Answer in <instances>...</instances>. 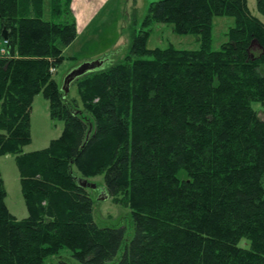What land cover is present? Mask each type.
<instances>
[{"label": "trees", "instance_id": "trees-1", "mask_svg": "<svg viewBox=\"0 0 264 264\" xmlns=\"http://www.w3.org/2000/svg\"><path fill=\"white\" fill-rule=\"evenodd\" d=\"M71 5L52 0L45 21L44 0H0V156L16 157L29 213H10L0 176V264H45L63 250L112 262L125 230L98 227L77 182L98 176L131 209L135 234L117 264H264V119L253 107L264 112V22L248 0L153 3L131 56L72 83L81 105L53 77L78 37ZM257 9L264 18V0ZM215 17L235 18L219 50ZM158 23L200 48L149 50ZM41 93L64 129L23 153Z\"/></svg>", "mask_w": 264, "mask_h": 264}, {"label": "rangeland", "instance_id": "rangeland-1", "mask_svg": "<svg viewBox=\"0 0 264 264\" xmlns=\"http://www.w3.org/2000/svg\"><path fill=\"white\" fill-rule=\"evenodd\" d=\"M73 2V0H71ZM160 0H106L96 13L93 21L83 26L78 21L79 31L77 39L68 47H62L65 61L54 70V79L61 89L64 80L72 70L84 63L102 61V69H108L113 65L123 63L131 56L132 31L139 33L142 23L149 13L150 6ZM101 2L94 3L97 6ZM248 7L255 17L264 22L263 16L257 9V0H248ZM68 20L75 21L70 7ZM44 20L52 21V0H44ZM235 25L233 17H215L213 31V49L219 50L227 41V33ZM174 46L180 50H197L200 42L195 35H179L175 33L171 24H155L147 41V48L166 49ZM0 48L3 51L4 42L0 34ZM257 54V52H255ZM264 71V68H263ZM70 99L78 100L81 105L77 88L71 84ZM257 110L260 119H264V112L259 104L253 105ZM31 143L24 147L23 153H30L47 148L52 140L58 139L64 129V123L53 120L50 116V102L41 93L34 98L31 110ZM0 176L4 180L7 198L6 204L10 213L18 220L26 219L29 215L20 183L19 171L16 164V157L13 155L0 156ZM79 177V174L77 173ZM179 178L187 179V174L182 171ZM83 179V178H82ZM94 184L96 189L86 188L90 194L93 205V218L100 228L124 229L125 240L117 257L107 264H117L124 253L125 245L134 237V223L131 209L123 205L119 200L120 196L100 199L104 196L103 176L89 177L86 179ZM103 194V195H102ZM243 244V243H242ZM61 261L68 264H80L71 257L68 250H63L59 255L50 257L45 264H59Z\"/></svg>", "mask_w": 264, "mask_h": 264}, {"label": "water", "instance_id": "water-1", "mask_svg": "<svg viewBox=\"0 0 264 264\" xmlns=\"http://www.w3.org/2000/svg\"><path fill=\"white\" fill-rule=\"evenodd\" d=\"M102 65H103L102 61L88 62V63H84L80 67L72 70L71 72H69V74L67 75V77L64 80L62 91H64L66 94H68L70 92L71 84L76 79H78L79 77H81V76H83L89 72H93V71L99 69ZM77 182H78L80 187L96 189V186L94 184L89 183L86 179L79 178V179H77ZM103 194H105V195L103 197L102 196L100 197L101 200L102 199L105 200L109 197L105 193V189H104Z\"/></svg>", "mask_w": 264, "mask_h": 264}, {"label": "crops", "instance_id": "crops-1", "mask_svg": "<svg viewBox=\"0 0 264 264\" xmlns=\"http://www.w3.org/2000/svg\"><path fill=\"white\" fill-rule=\"evenodd\" d=\"M100 1L101 3L94 6V3ZM106 0H73L72 2V12L78 25V21L81 22L83 26L91 23ZM79 34V31H78Z\"/></svg>", "mask_w": 264, "mask_h": 264}]
</instances>
